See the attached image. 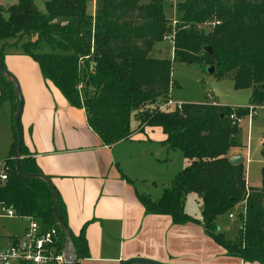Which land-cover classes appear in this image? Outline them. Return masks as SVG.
I'll return each instance as SVG.
<instances>
[{
	"label": "trees",
	"instance_id": "obj_1",
	"mask_svg": "<svg viewBox=\"0 0 264 264\" xmlns=\"http://www.w3.org/2000/svg\"><path fill=\"white\" fill-rule=\"evenodd\" d=\"M92 1L45 0L43 12L33 0L0 6L4 68L7 45L19 44L21 54L36 62L44 80L69 105L84 109L88 126L105 145L128 139L144 126L160 127L161 143L180 150L186 165L159 198L139 195L146 212L166 214L174 224L196 222L228 254L264 264V165L260 186L248 187L243 162L228 161L233 150L245 147L240 124L230 114L241 118L247 108L182 103L180 108L157 109L175 85L174 61L213 66L218 76H230L236 89L251 87L250 104L264 103V0H184L176 4V25L167 15L166 0H94L97 6L91 13ZM212 20L207 30L197 29L198 23ZM165 35L172 37L171 58L152 53ZM4 102L10 103L12 118L15 90L0 73V105ZM131 114L137 120L135 130L129 126ZM15 147L14 129L2 160L6 179L0 183V204L44 229L55 227L57 250H65L51 211V190L43 180L16 172ZM18 161L23 173H41L23 143ZM190 192L201 200L199 219L184 212ZM241 202L244 210L237 214V235L231 238L217 218ZM56 210L66 224L58 195ZM68 231L77 254L71 264H77L88 256L85 237L81 231L77 236Z\"/></svg>",
	"mask_w": 264,
	"mask_h": 264
},
{
	"label": "crops",
	"instance_id": "obj_2",
	"mask_svg": "<svg viewBox=\"0 0 264 264\" xmlns=\"http://www.w3.org/2000/svg\"><path fill=\"white\" fill-rule=\"evenodd\" d=\"M6 53L4 64L22 96L21 144L54 185L67 228L75 236L80 231L84 234L88 256L79 258L77 264H118L132 257L165 264H259L228 254L196 222L179 225L166 214L146 212L139 195L147 192L138 183L144 175L137 173L138 159L126 143L135 133L103 144L88 126L84 109L69 105L44 80L36 62L16 47H6ZM165 53L158 49L160 56ZM16 236L20 235L10 236L9 245Z\"/></svg>",
	"mask_w": 264,
	"mask_h": 264
},
{
	"label": "rangeland",
	"instance_id": "obj_3",
	"mask_svg": "<svg viewBox=\"0 0 264 264\" xmlns=\"http://www.w3.org/2000/svg\"><path fill=\"white\" fill-rule=\"evenodd\" d=\"M44 1L33 0L36 7L42 12L44 11ZM183 1L166 0L167 15L172 21L175 20L172 25L177 23L178 10L176 4ZM15 2V0H9L8 3H0V6L6 7ZM93 5L95 4L93 3ZM94 10L95 8L93 9L91 6V13H94ZM61 20L57 19L56 21ZM213 22L212 20L203 24L198 23L196 27L197 29L203 27L204 30H207ZM7 46L20 48L19 44ZM47 49L49 47L44 48V50ZM158 49L165 50L166 53L163 56L171 58L172 46L168 38H163L154 45L152 53L160 56ZM207 69L206 66L198 64L188 65L179 61L172 62L171 78L175 85L168 99L180 103H211L215 101L232 109L246 107L247 114L241 117L239 122L245 147L236 149L235 152L241 155L243 159L247 184L251 187H258L260 186L261 167L264 165V155L262 154L264 151V143L262 142L264 137V103L250 104L251 87L236 89L230 76H218L215 72H208ZM129 126L132 130L137 128V120L132 114L129 117ZM13 130L10 105L8 102H4L0 105V165L2 164V169L6 168L3 167L2 160L9 144L13 141ZM134 133L132 140L126 143L133 149L138 159L140 172L137 173L144 175L143 181L140 180L138 183L147 192L146 194L157 199L162 195L164 188L170 186L175 175L183 168L184 157L178 149L163 147L161 143L163 133L160 127L144 126L143 130ZM183 209L188 216L200 218L201 200L195 193H187L184 198ZM243 210L244 202H241L217 218L218 226L223 228L221 230L227 227L224 232L231 238H235L237 235V224H239L237 214ZM229 213L233 215L232 218L228 217ZM27 224V219L15 215L8 216L5 209L0 206V249L9 245L10 236L21 235Z\"/></svg>",
	"mask_w": 264,
	"mask_h": 264
},
{
	"label": "built area",
	"instance_id": "obj_4",
	"mask_svg": "<svg viewBox=\"0 0 264 264\" xmlns=\"http://www.w3.org/2000/svg\"><path fill=\"white\" fill-rule=\"evenodd\" d=\"M172 43L171 35H165ZM182 103L174 102L167 99L157 104V109L166 110L180 108ZM230 118L241 121L234 113L230 114ZM264 143V137L262 138ZM264 164V159H263ZM0 183L6 179L5 169L0 165ZM8 216H13L11 208H4ZM229 217H233L229 214ZM64 250H57V230L55 227L44 229L34 220L29 219L24 232L20 236L12 239L11 244L4 249H0V264H64Z\"/></svg>",
	"mask_w": 264,
	"mask_h": 264
},
{
	"label": "water",
	"instance_id": "obj_5",
	"mask_svg": "<svg viewBox=\"0 0 264 264\" xmlns=\"http://www.w3.org/2000/svg\"><path fill=\"white\" fill-rule=\"evenodd\" d=\"M205 50H207L208 52H210V47H206ZM207 71L212 73L214 71V67L213 66H209L207 67ZM0 73L2 75H4L7 79H9L13 85V88L15 90V95H16V99H17V105L15 107V111L12 115V121H13V126L15 129V133H16V147H15V153H14V162H15V169L16 172L21 175L23 178H39L41 180H43L48 187L51 190V211H52V215L53 218L56 222V224L58 225V227L60 228V230L63 233V236L65 238L66 241V247L64 250V264H71L77 257L76 251L74 249L73 243L71 241V237L68 231V228L66 227V225L64 224L63 220L60 218V216L57 214V210H56V199H57V192L56 189L54 188V185L52 184V182L50 181V179L41 174V173H23L20 168H19V151H20V147H21V142H22V134H21V129H20V123H19V116H20V112L22 109V96H21V91H20V87L19 84L16 80V78L12 75V73H10L7 69L4 68L3 64H2V60L0 57ZM228 161L232 164H240L242 162V157L239 154H235L232 155L228 158ZM130 263H143V264H165L159 261H155V260H151V259H147V258H140V257H132L129 259H125L123 261H121L118 264H130Z\"/></svg>",
	"mask_w": 264,
	"mask_h": 264
}]
</instances>
